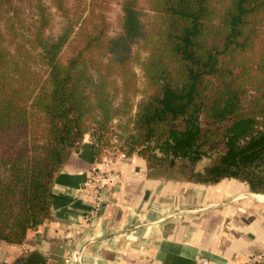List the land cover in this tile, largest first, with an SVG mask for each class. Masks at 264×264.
<instances>
[{
  "label": "trees",
  "instance_id": "1",
  "mask_svg": "<svg viewBox=\"0 0 264 264\" xmlns=\"http://www.w3.org/2000/svg\"><path fill=\"white\" fill-rule=\"evenodd\" d=\"M114 2L112 32L111 0H0V241L51 217L86 136L97 158L116 138L151 171L264 194V0Z\"/></svg>",
  "mask_w": 264,
  "mask_h": 264
},
{
  "label": "crops",
  "instance_id": "2",
  "mask_svg": "<svg viewBox=\"0 0 264 264\" xmlns=\"http://www.w3.org/2000/svg\"><path fill=\"white\" fill-rule=\"evenodd\" d=\"M105 156L84 138L55 176L51 217L22 243L0 241V264H242L264 251L263 193L235 178L206 184L151 171L137 153ZM95 166L120 178L91 220L83 184Z\"/></svg>",
  "mask_w": 264,
  "mask_h": 264
},
{
  "label": "built area",
  "instance_id": "3",
  "mask_svg": "<svg viewBox=\"0 0 264 264\" xmlns=\"http://www.w3.org/2000/svg\"><path fill=\"white\" fill-rule=\"evenodd\" d=\"M108 155V154H107ZM126 154L118 151L114 155L105 156V160H113L116 157L122 158ZM120 178V172L115 169H106L101 166H95L90 170L89 176L83 184L84 197L90 204L88 218L93 220L97 218L105 202V189L110 180ZM68 254V258H71ZM242 264H264V251L248 257Z\"/></svg>",
  "mask_w": 264,
  "mask_h": 264
},
{
  "label": "rangeland",
  "instance_id": "4",
  "mask_svg": "<svg viewBox=\"0 0 264 264\" xmlns=\"http://www.w3.org/2000/svg\"><path fill=\"white\" fill-rule=\"evenodd\" d=\"M120 7L117 3L114 2V0H111V3L108 5V9L106 11V15L108 18V21L110 22V28L112 32H115L116 30H118L119 28V20H120ZM142 52V51H141ZM142 81V80H141ZM113 146L107 148V150H105L104 152L108 155H114L116 154L118 151V149H116V147H121L120 143L118 142V140H116V138L113 139ZM206 161V159L202 160L200 163L204 164ZM70 254L73 257V252H70ZM70 260V258H69Z\"/></svg>",
  "mask_w": 264,
  "mask_h": 264
},
{
  "label": "flooded vegetation",
  "instance_id": "5",
  "mask_svg": "<svg viewBox=\"0 0 264 264\" xmlns=\"http://www.w3.org/2000/svg\"><path fill=\"white\" fill-rule=\"evenodd\" d=\"M39 264V263H38Z\"/></svg>",
  "mask_w": 264,
  "mask_h": 264
}]
</instances>
